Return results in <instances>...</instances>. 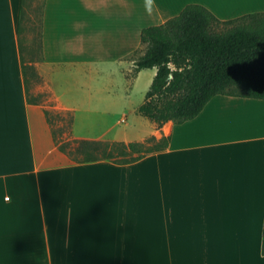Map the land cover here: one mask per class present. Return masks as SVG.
Here are the masks:
<instances>
[{
    "label": "crops",
    "instance_id": "crops-1",
    "mask_svg": "<svg viewBox=\"0 0 264 264\" xmlns=\"http://www.w3.org/2000/svg\"><path fill=\"white\" fill-rule=\"evenodd\" d=\"M22 1L0 0V264H264V99L215 95L193 119L109 138L170 136L163 149L76 162L45 105L29 101ZM192 2L222 20L264 12V0L42 1L40 88L75 111V129L86 118L108 124L109 106L135 88L146 97L157 74L136 68L142 29ZM96 97L104 109L90 106Z\"/></svg>",
    "mask_w": 264,
    "mask_h": 264
},
{
    "label": "trees",
    "instance_id": "trees-1",
    "mask_svg": "<svg viewBox=\"0 0 264 264\" xmlns=\"http://www.w3.org/2000/svg\"><path fill=\"white\" fill-rule=\"evenodd\" d=\"M44 6L39 0L22 1V65L32 103L39 101L31 94L29 73L36 79L40 76L34 64L37 56L28 61L24 55L23 33L30 26L32 42L42 50ZM141 39L144 52L136 57V68L158 70L139 109L158 127L169 120L183 123L195 118L218 94L264 99V12L222 20L205 5L192 2L166 21L143 28ZM31 53H36L35 47ZM45 111L56 144L76 162L129 163L170 144V136L132 141L72 137L75 115L71 110L69 132L64 135L60 131L64 126H57L53 113L58 117L62 111Z\"/></svg>",
    "mask_w": 264,
    "mask_h": 264
},
{
    "label": "rangeland",
    "instance_id": "rangeland-1",
    "mask_svg": "<svg viewBox=\"0 0 264 264\" xmlns=\"http://www.w3.org/2000/svg\"><path fill=\"white\" fill-rule=\"evenodd\" d=\"M40 2L44 0H39ZM30 23V22H29ZM30 25V24H29ZM23 41L26 44L25 47V57L26 60L29 61V59L34 56L36 59V56H40L41 51L38 50V46L32 42L33 40V33L29 28L26 29V31L23 34ZM35 47L36 53H31L30 48ZM27 48V49H26ZM30 77V88H31V94L32 96L36 97L39 102L43 103L46 108L50 110H61L62 113L60 116L57 117V113H54V119L56 120L57 126L63 125L64 128L61 129L60 131L66 135L69 130L67 126V120L69 118V113H67L71 109H65L57 106V104L54 101V96L50 94L48 91H42L40 88V85H42V78H34L31 76V73H29ZM100 80H94V85L99 84ZM145 99V92H143L140 89L135 88L132 91V98L131 100H125L122 101V103L117 104V105H112L109 106V109L112 110V114L109 115V122L102 124L101 122H98L94 124L93 126L87 121L86 119H82L79 121L78 126L74 127L75 120L73 123V129H74V134H88V135H97L101 134L103 131L104 132V137L105 138H119V137H129V138H134L136 137L135 132L138 131L139 128H144L146 129L149 125V123H152L153 121L149 119L147 116L143 115L140 112H136L134 109H137L139 105L143 103ZM91 107L94 109H99L102 110L105 108L103 105H99L97 103V97L94 98V102L90 104ZM73 111V110H71ZM74 115L76 114L75 111H73ZM98 117L100 118V115L98 114ZM124 118V120H123ZM71 134L72 137H74ZM161 138H157L159 140Z\"/></svg>",
    "mask_w": 264,
    "mask_h": 264
},
{
    "label": "bare ground",
    "instance_id": "bare-ground-1",
    "mask_svg": "<svg viewBox=\"0 0 264 264\" xmlns=\"http://www.w3.org/2000/svg\"><path fill=\"white\" fill-rule=\"evenodd\" d=\"M249 111V110H248ZM254 113V112H253ZM259 114H250V116H246L248 121L252 122V120L254 121L255 117H260L259 115H261L263 113V110L258 111Z\"/></svg>",
    "mask_w": 264,
    "mask_h": 264
},
{
    "label": "built area",
    "instance_id": "built-area-1",
    "mask_svg": "<svg viewBox=\"0 0 264 264\" xmlns=\"http://www.w3.org/2000/svg\"><path fill=\"white\" fill-rule=\"evenodd\" d=\"M7 198H9V197H7Z\"/></svg>",
    "mask_w": 264,
    "mask_h": 264
},
{
    "label": "water",
    "instance_id": "water-1",
    "mask_svg": "<svg viewBox=\"0 0 264 264\" xmlns=\"http://www.w3.org/2000/svg\"><path fill=\"white\" fill-rule=\"evenodd\" d=\"M172 76V75H171Z\"/></svg>",
    "mask_w": 264,
    "mask_h": 264
}]
</instances>
